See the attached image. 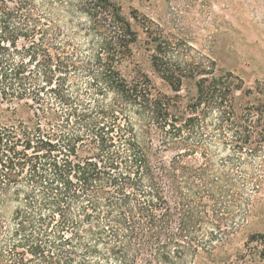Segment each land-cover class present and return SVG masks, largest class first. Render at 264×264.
Instances as JSON below:
<instances>
[{"label": "trees", "instance_id": "1", "mask_svg": "<svg viewBox=\"0 0 264 264\" xmlns=\"http://www.w3.org/2000/svg\"><path fill=\"white\" fill-rule=\"evenodd\" d=\"M137 40L112 0H0V264H227L223 235L255 177L213 144H253L243 82L214 62L171 67L160 43L153 67L172 91L196 81L177 113L147 75L122 72Z\"/></svg>", "mask_w": 264, "mask_h": 264}, {"label": "rangeland", "instance_id": "2", "mask_svg": "<svg viewBox=\"0 0 264 264\" xmlns=\"http://www.w3.org/2000/svg\"><path fill=\"white\" fill-rule=\"evenodd\" d=\"M112 1L131 21L138 35L130 60L121 67L122 72L128 78L147 75L161 93L172 97L177 113L185 111L197 96L196 81L187 79L181 92L172 91L153 67L152 57L160 43L171 67L177 68L185 61L207 65L214 62L217 75L230 73L243 82V92L237 94V107L239 115L249 109L254 112L257 128L253 144L245 146L242 152L232 144H213V147L221 150L217 154L218 162L229 159L228 164L240 178L254 176L255 180H248L240 187L243 200L235 208L236 227L223 235L227 242L219 257L227 264H264L261 238L264 236V0ZM78 23L80 19H75L73 24L67 17L61 27L72 33L77 44L86 46L85 35L76 30ZM75 80L83 89L88 88L84 75L79 74ZM45 97L51 99L49 94ZM217 119V114L212 115L209 124L215 125ZM251 149L254 151L250 152ZM248 204L253 207L252 213L245 215ZM15 209V204L8 205L4 216L11 217Z\"/></svg>", "mask_w": 264, "mask_h": 264}]
</instances>
